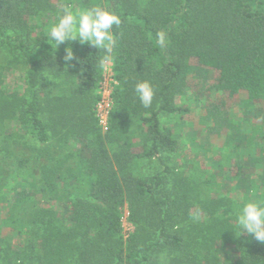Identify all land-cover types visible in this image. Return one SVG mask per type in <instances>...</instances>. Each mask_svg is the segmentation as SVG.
Returning <instances> with one entry per match:
<instances>
[{"label":"trees","instance_id":"1","mask_svg":"<svg viewBox=\"0 0 264 264\" xmlns=\"http://www.w3.org/2000/svg\"><path fill=\"white\" fill-rule=\"evenodd\" d=\"M105 2L122 23L113 29L118 84L103 134L95 112L103 51L78 41L55 50L35 31L31 19L56 18L59 0H0V42L26 67V87L12 93L2 88L0 67V152L12 160L0 171V190L8 173L21 181L0 217V264H264V243L236 223L247 199H264L261 122L226 135L229 150L216 166L235 173L224 180L217 172L187 176L164 161L150 177L134 168L178 151L161 118L186 111L177 98L195 69L216 72L214 90L232 97L244 120H264V0H67L76 8ZM159 31L167 33L165 47ZM69 46L74 58L66 62ZM142 80L154 88L148 108L135 93ZM8 121L19 127L7 130ZM244 149L254 153L244 159ZM234 185L242 200L231 196ZM125 204L135 225L127 239ZM2 228L24 241L15 246Z\"/></svg>","mask_w":264,"mask_h":264},{"label":"rangeland","instance_id":"2","mask_svg":"<svg viewBox=\"0 0 264 264\" xmlns=\"http://www.w3.org/2000/svg\"><path fill=\"white\" fill-rule=\"evenodd\" d=\"M99 1V0H98ZM60 8L67 0H59ZM50 16H37L31 19V24L35 26V31L38 33H45L46 29L55 20ZM10 44L8 42H0V67L3 70V85L2 88L7 93L22 92L26 87L24 64L15 62L13 53L10 51ZM111 68H114V62L110 59L107 62ZM107 69H103V75ZM216 72L210 70L209 72L203 69H195L194 73L190 74L187 86L183 94L177 98L178 104L186 108L185 112L179 114L162 115V122L167 123L171 129L174 130L180 147L177 152L172 154H164L162 160L154 159L139 160L135 163L134 168L138 173L145 176H152L164 169L162 161L170 165L179 173L187 176L199 175L201 173L209 174L217 172L220 180H224L227 175L235 173L234 167L226 166L224 172L219 173V168L216 166L217 161L221 159L222 153L229 150L224 147L225 138L228 133L234 132L232 127L237 126L245 133L251 132L252 125L257 121L261 122L264 127V120L250 115L247 116V121L244 120L243 113L238 109L236 102L230 96L220 95L214 90L212 84L214 83ZM101 78V79H102ZM240 99H245V94L239 95ZM222 109H216L220 105ZM223 104V105H222ZM213 105L215 108H213ZM264 113V102L258 104ZM211 108L213 109L211 112ZM213 118V125L208 123ZM17 121L6 122L7 130H16L19 125ZM100 124V122H99ZM101 126V125H100ZM103 134L108 132V128L101 126ZM2 144H0L1 149ZM241 151V150H240ZM242 156L245 159L253 150H242ZM4 152H0V171L3 167H10L12 160L3 161ZM236 155H232L235 159ZM246 156V157H245ZM257 169L261 172L264 169V162L257 165ZM7 181L9 185L0 190V217L6 216L8 209L12 204L15 194L18 190L15 187L20 183L15 173H8ZM231 196L235 199L242 200L243 193L234 185ZM122 229L125 239L135 231V225L130 219V209L128 204L122 207ZM2 236L9 237L15 246L21 244L25 236L18 233L16 230L2 228Z\"/></svg>","mask_w":264,"mask_h":264},{"label":"clouds","instance_id":"3","mask_svg":"<svg viewBox=\"0 0 264 264\" xmlns=\"http://www.w3.org/2000/svg\"><path fill=\"white\" fill-rule=\"evenodd\" d=\"M121 15L107 2L92 4L76 8L71 3H63L59 8L56 19L44 33L52 49L55 50L66 41H78L81 44H90L105 54L100 58L99 66L107 69L111 59L115 41L113 29L121 25ZM161 47L167 45V33L159 31L156 34ZM74 53L69 46L66 49L64 60L71 61ZM135 93L145 108L152 105L154 88L150 81L142 80L135 86ZM236 223L240 234L247 233L256 241L264 243V199L249 198L238 209Z\"/></svg>","mask_w":264,"mask_h":264},{"label":"built area","instance_id":"4","mask_svg":"<svg viewBox=\"0 0 264 264\" xmlns=\"http://www.w3.org/2000/svg\"><path fill=\"white\" fill-rule=\"evenodd\" d=\"M117 84L114 68H107L106 73L99 82L100 99L95 109L100 125L106 129L109 127V118L114 105L113 94Z\"/></svg>","mask_w":264,"mask_h":264}]
</instances>
